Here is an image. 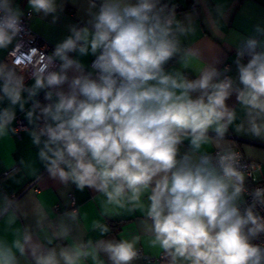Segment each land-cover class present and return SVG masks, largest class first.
Segmentation results:
<instances>
[{
  "label": "clouds",
  "instance_id": "obj_1",
  "mask_svg": "<svg viewBox=\"0 0 264 264\" xmlns=\"http://www.w3.org/2000/svg\"><path fill=\"white\" fill-rule=\"evenodd\" d=\"M203 3V23L222 34L226 0ZM26 7L0 0V52L9 53L0 60V140L26 131L48 178L94 190L104 198L102 216L110 217L108 206L141 212L149 246H158L167 264H264V187L246 186L260 169L244 164L227 139L235 124L236 134L264 141V21L249 35L232 30L235 77L215 55L189 78L190 61L202 57L185 43L197 32L195 5L181 17L172 0H87L88 19L67 25L51 53L24 51L31 40L24 18L50 16L55 25L64 0H27ZM87 56L94 57L90 65ZM233 95L244 112L240 123L227 103ZM18 111L26 127H14ZM80 219L76 207L57 214L0 191V264L144 259L139 236L106 239L110 225L93 220L100 238L85 240Z\"/></svg>",
  "mask_w": 264,
  "mask_h": 264
},
{
  "label": "crops",
  "instance_id": "obj_2",
  "mask_svg": "<svg viewBox=\"0 0 264 264\" xmlns=\"http://www.w3.org/2000/svg\"><path fill=\"white\" fill-rule=\"evenodd\" d=\"M16 2L22 9L27 10V0H16ZM172 2L179 5L177 13L181 17L184 12L191 11L194 5L199 13L197 32L195 36L189 37L185 43L188 46L199 47L202 50V57L199 60L192 59L190 61L191 69L185 70V74L189 78H195V72L204 67L205 62L211 61L215 55H219L222 63L218 67L222 69L226 65L230 66L232 71L228 74L235 77L237 74L233 63L235 47L232 46L230 48L227 42H232V30L243 35H249L253 24L264 21V0H226L230 7V18L227 26L222 29V34L219 32L213 33L203 23L206 16L203 0L200 4H196V0H172ZM215 2L216 0H207L209 7L214 6ZM64 3L65 7L57 24H49L50 16L46 20L33 16L30 21L32 32L51 47H54L55 43L61 41L69 34L67 25H83L88 19L85 11L87 0H74V2L73 0H64ZM214 45L217 47H214ZM6 55L7 52H0V60L5 59ZM82 59L85 64L90 65L94 57L87 56ZM173 66H175V61L170 62L168 65L169 68ZM27 83L30 85L32 81L28 80ZM37 99L42 103L45 102L43 92ZM227 103L229 106L237 108L238 119L236 123H240L244 118V112L238 105L235 95ZM28 106L30 107V105ZM18 119H23L27 126L23 113L19 111L17 112ZM15 125L16 122L14 127ZM227 139L246 159L260 165L257 177L264 182V141L236 134L235 124L230 127ZM186 148L187 142L181 147V151H185ZM203 150L214 152L216 148L214 145H205ZM37 151L26 131H21L19 135L0 140V191L7 192L9 196L14 194L18 199L25 198L29 204L40 203L49 210L53 208V211L57 214L71 210V204L68 199L71 194L81 215L78 228V234L81 238L93 241L99 239L98 231L94 232L91 230V223L93 220H100L108 223L112 229L105 237L106 239L140 237V243L137 247L147 259L137 260L134 264H167L162 250L158 246L155 248L149 246V241L152 237L150 234L145 233L140 226L141 212L136 211L133 214H127L114 206H108L107 211L110 217L102 216L101 201L104 198L92 189L86 188L81 192L76 189L75 185L69 184L65 188L58 182L48 178L47 172L38 159ZM5 172H9L8 175L4 176ZM143 202L147 205L146 197L143 198ZM53 218L55 217L53 216ZM31 222V217L27 221L23 218L18 221L21 225ZM0 227H2V221H0ZM104 258L106 259V257Z\"/></svg>",
  "mask_w": 264,
  "mask_h": 264
},
{
  "label": "built area",
  "instance_id": "obj_3",
  "mask_svg": "<svg viewBox=\"0 0 264 264\" xmlns=\"http://www.w3.org/2000/svg\"><path fill=\"white\" fill-rule=\"evenodd\" d=\"M25 11H27V10H25ZM30 21H31V20H29L27 17L24 18L25 26L28 27V28H30ZM30 30H31V29H30ZM29 47H36V48H38V49H40V50H42V51H44V52H46V53H51V51L53 50V47H51L49 44H47L46 42H44L39 36H37L36 34H34V33L32 32V30H31V40H30V41H27V42L25 43L24 51H27ZM8 55H9V53L7 52V55H6L5 59L8 58ZM27 81H28V80H27ZM15 127H17V128L26 127L25 121H24L23 119H18V120L16 121V125H15ZM21 131H23V130H21ZM21 131H20V132H21ZM20 132H18L17 135H19ZM233 148H234V147H233ZM234 150L240 152V151H239L238 149H236V148H234ZM214 152H215V151H214ZM214 152H212V153H214ZM240 153H241V152H240ZM241 154H242V153H241ZM243 157H244V156H243ZM242 162H243L244 164H255V165H258V166H259V169H260V165H259L258 163L253 162V161H250V160L246 159L245 157H244V160H243ZM8 173H9V172H5V173H4V176L8 175ZM257 173H258V172H256V173L254 174V177H253V178H252V177H249V178L247 179V181H246V186L248 187L249 191H250L252 188L257 187V186H259V187H264V182H262V181H260V180L258 179V177H257ZM68 199H69V201H70V204H71V210H72L73 207H76L75 204L73 205V204L71 203L72 201H74V198H73V196L70 194V195L68 196ZM245 199H246L249 203L251 202V197H250V196H246ZM55 209L57 210V208H55ZM258 210H259L260 214H261L262 216H264V208H259V206H258ZM261 239L264 240V236H262ZM141 254H142V256L144 257V259H147V257L144 256V254H143L142 252H141Z\"/></svg>",
  "mask_w": 264,
  "mask_h": 264
}]
</instances>
